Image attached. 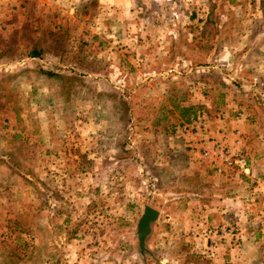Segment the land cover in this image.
<instances>
[{"label": "rangeland", "instance_id": "374dc122", "mask_svg": "<svg viewBox=\"0 0 264 264\" xmlns=\"http://www.w3.org/2000/svg\"><path fill=\"white\" fill-rule=\"evenodd\" d=\"M0 264H264V0H0Z\"/></svg>", "mask_w": 264, "mask_h": 264}, {"label": "water", "instance_id": "95a60500", "mask_svg": "<svg viewBox=\"0 0 264 264\" xmlns=\"http://www.w3.org/2000/svg\"><path fill=\"white\" fill-rule=\"evenodd\" d=\"M159 217V211L148 205L144 206L143 214L138 221L136 230V236L142 249L144 248V242L152 232L153 225L158 221Z\"/></svg>", "mask_w": 264, "mask_h": 264}, {"label": "built area", "instance_id": "2783aa9c", "mask_svg": "<svg viewBox=\"0 0 264 264\" xmlns=\"http://www.w3.org/2000/svg\"><path fill=\"white\" fill-rule=\"evenodd\" d=\"M212 153H214L216 157L223 159V161H225L229 166H236L245 173L249 172V169L247 168L246 162L243 158L235 154L229 155L224 148H221V145L218 144L210 148H203V154L205 156L211 155Z\"/></svg>", "mask_w": 264, "mask_h": 264}, {"label": "trees", "instance_id": "16d2710c", "mask_svg": "<svg viewBox=\"0 0 264 264\" xmlns=\"http://www.w3.org/2000/svg\"><path fill=\"white\" fill-rule=\"evenodd\" d=\"M184 112L192 114L193 113V109L192 108H187V109L184 110ZM184 118H185V116H184ZM185 121L189 122L190 120H189V118H187Z\"/></svg>", "mask_w": 264, "mask_h": 264}]
</instances>
